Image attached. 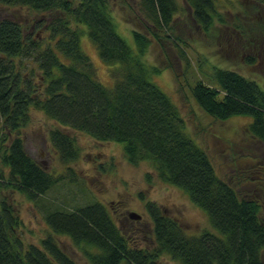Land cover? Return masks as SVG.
<instances>
[{
	"label": "trees",
	"instance_id": "16d2710c",
	"mask_svg": "<svg viewBox=\"0 0 264 264\" xmlns=\"http://www.w3.org/2000/svg\"><path fill=\"white\" fill-rule=\"evenodd\" d=\"M186 1L192 16L208 31L218 13L215 0ZM0 3L24 5L49 15V35L42 37L44 42L23 35L21 24L15 20H0V123L8 130L0 139V163L8 169L7 186L33 201L61 181L25 150L20 131L34 108L57 122L50 140L63 161L78 157L75 139L67 130L76 129L97 141L123 143L129 164L152 163L162 180L181 188L207 212L222 236L206 230L197 236L188 235L175 218L148 203L156 246L152 250L133 249L108 209L98 201L72 210H46L44 219L52 233L84 244L90 264H161L164 254L179 264H264V217L259 215V203L241 197L217 175L207 152L184 132V119L176 104L149 81L147 65L141 58L150 46L146 35L133 30L135 53L116 30L109 0ZM143 3L157 27L170 28L179 11L177 0ZM83 25L116 79L111 88L97 80L92 61L83 53L79 28ZM31 60L36 69L29 71L25 63ZM153 70L159 72L158 67ZM211 78V83L199 80L192 88L200 108L216 120L251 117L248 131L264 142V89L230 69L215 68ZM4 177L0 170V187ZM20 224L12 207L0 200V264H78L51 234L39 244L25 246L16 233Z\"/></svg>",
	"mask_w": 264,
	"mask_h": 264
},
{
	"label": "rangeland",
	"instance_id": "374dc122",
	"mask_svg": "<svg viewBox=\"0 0 264 264\" xmlns=\"http://www.w3.org/2000/svg\"><path fill=\"white\" fill-rule=\"evenodd\" d=\"M177 2L179 11L170 28L157 27L148 18L143 0H109V6L117 32L135 53L137 44L133 30L150 39V46L141 57L147 65L149 81L176 104L184 119V132L207 152L217 175L231 184L241 197L256 199L260 205L259 215L263 218L264 142L248 131L251 117L211 118L194 100L192 88L199 80L211 83L214 69L222 68L237 71L264 89V3L259 0H215L218 13L214 14V23L206 31L192 16L190 4L186 0ZM48 16L28 6L0 3V20H15L21 24L23 35L43 42L42 37L49 35L46 30ZM79 28L81 48L92 61L97 80L113 87L116 79L110 73V66L100 58L85 25ZM151 32H156L159 37H154ZM25 64L29 71L32 67L36 69L32 60ZM154 67H158L159 72H155ZM55 127H58L57 122L32 108L28 123L20 131L28 154L61 180L37 200L31 201L23 193L8 187L5 183L9 177L8 169L0 163V170L5 175L1 180L0 200H5L18 215L21 224L16 233L25 246L39 244L51 234L75 262L90 264L84 252L86 246L76 244L67 235L52 233L44 213L54 207L72 210L94 201L105 205L133 249L152 250L156 246L148 203L175 218L188 235L197 236L206 230L222 236L213 227L207 212L195 205L181 188L162 180L152 163L129 164L123 143L97 141L76 129L67 130L75 139L78 157L63 161L50 140V131ZM0 132V139L8 134L2 123ZM130 212L141 218H130ZM262 254L264 261V250ZM160 261L161 264H179L168 254L162 255Z\"/></svg>",
	"mask_w": 264,
	"mask_h": 264
},
{
	"label": "water",
	"instance_id": "95a60500",
	"mask_svg": "<svg viewBox=\"0 0 264 264\" xmlns=\"http://www.w3.org/2000/svg\"><path fill=\"white\" fill-rule=\"evenodd\" d=\"M129 217L132 218V219H135V220H138V219L141 218L140 215H138L137 213H134V212H131V213L129 214Z\"/></svg>",
	"mask_w": 264,
	"mask_h": 264
}]
</instances>
